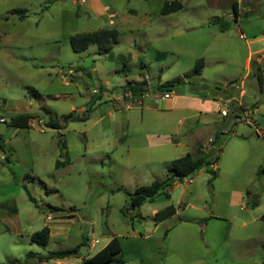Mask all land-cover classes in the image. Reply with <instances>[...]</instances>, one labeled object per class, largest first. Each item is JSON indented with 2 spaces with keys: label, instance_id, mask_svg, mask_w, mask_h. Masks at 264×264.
I'll list each match as a JSON object with an SVG mask.
<instances>
[{
  "label": "rangeland",
  "instance_id": "1",
  "mask_svg": "<svg viewBox=\"0 0 264 264\" xmlns=\"http://www.w3.org/2000/svg\"><path fill=\"white\" fill-rule=\"evenodd\" d=\"M171 1L0 0V264H83L113 237L122 264H261L264 65L257 71L252 56L246 75L245 58L255 50L248 43H263L264 0H239L253 20L238 23L229 17L232 0H177L179 11L160 15ZM20 9L23 20L12 14ZM208 18L229 22V31L217 33ZM102 29L118 33L107 53L71 50V36ZM177 79L183 83L159 87ZM141 81V104L124 101L123 91ZM241 82L248 113L239 117L221 116L218 101V113L193 118L166 111L160 98L180 91L237 99ZM25 113L34 116L28 128L9 125ZM204 120L209 129L195 131ZM208 138L221 148L213 178L205 167L167 197L129 208L128 194L166 178L164 163L181 157L175 143L194 154ZM45 226L43 248L30 237ZM75 247V256L37 260Z\"/></svg>",
  "mask_w": 264,
  "mask_h": 264
},
{
  "label": "trees",
  "instance_id": "2",
  "mask_svg": "<svg viewBox=\"0 0 264 264\" xmlns=\"http://www.w3.org/2000/svg\"><path fill=\"white\" fill-rule=\"evenodd\" d=\"M181 7V3L177 0H173L170 3H165L160 10V15L165 16L177 12L181 9ZM231 12L233 19L236 20L239 16L237 12V3L232 4ZM12 14H15L19 20H23L26 17V11L23 9L13 10ZM242 16L243 19H248L251 17L249 13H244ZM211 22L215 25H218L220 32H225L230 28L229 22H224L219 18H213ZM117 37L118 33L115 29H102L73 35L68 39V43L74 53H82L86 51L90 45H96L101 53H107L110 50L111 44L117 43ZM203 65V59L197 60L193 67V75H199ZM181 83H183V80L177 79L172 84H166L159 87L162 89H169V87L171 88L172 86L180 85ZM145 84V81L138 82L134 86L130 87L129 91H131L132 94H141L144 92ZM214 89L220 88L214 87ZM33 118L34 116L28 113L17 114L10 117L9 125L17 129L28 128L30 120ZM81 120L85 119L81 118ZM48 126L52 127L53 129H59L56 128V126H54L52 123H48ZM1 142L2 139L0 138V143ZM220 150L221 148L217 144L213 145V148H211L208 152H204L202 147L198 146L194 151V154H186L179 159L165 163L164 169L166 171V178L163 180H156L149 186L136 188L133 193L128 194L129 208L138 209L143 203L151 202L160 193H163L164 196L167 197V190L172 186V184L176 182H182L184 179H187L205 167V170L208 171L213 178L215 176L214 170L208 169L207 167L215 164L218 161ZM65 164L66 162H57L56 168ZM257 174L259 176H264V163L258 168ZM30 201H33V199L30 198ZM253 205H255L254 202ZM50 209L55 210L53 207H50ZM166 213L168 212L166 211ZM49 232L50 231L48 227H43L40 231H37L31 235V242L45 248L49 240ZM77 252L78 247L62 251L48 252L45 256L37 257V260H60L70 256H75ZM120 252L121 248L119 241L117 238L113 237L101 250H99L93 256L84 259L82 263L122 264L123 261L120 258H114ZM261 264H264V257L261 261Z\"/></svg>",
  "mask_w": 264,
  "mask_h": 264
},
{
  "label": "crops",
  "instance_id": "3",
  "mask_svg": "<svg viewBox=\"0 0 264 264\" xmlns=\"http://www.w3.org/2000/svg\"><path fill=\"white\" fill-rule=\"evenodd\" d=\"M233 3H237V12H238L239 16L236 20L233 19L232 15H230L229 17L235 23L240 22L241 16L244 13L251 14L250 10H249L250 9L249 6H246L245 9H241L239 6V0H236V1L232 0V4ZM171 14H173V13H171ZM165 16H167V15H165ZM244 20L245 21H251V20H253V16L251 15L250 18L244 19ZM211 21H212V19L208 18L207 22L210 24H213ZM229 29L226 30L225 32H220V30H217V33L224 34L227 31H229ZM240 34L244 35V33H242V32H240ZM212 36L215 37L214 34H212ZM262 42L263 43H262V46L260 48L257 47L256 41H251L250 43H248L249 45L253 44L255 47V50L252 52H248V55L245 58V68H246V72H247L246 75L248 74L250 64L253 63L252 62V56L256 57V59L254 61V65H255L257 71H260V72L262 71V67L264 65V58H263V56H264V33L262 34ZM212 62L213 63H219L220 60H218L216 58V59L212 60ZM242 84L243 83L241 82L237 99H235L234 97H229L226 100L221 101L220 98L216 100L215 97H208L206 95H199V96H197V95H185L183 92H180V91H179V93L175 94L174 99L171 97V94L169 95L168 98H163L162 96H160V98L165 100L164 101L165 105L163 108L166 111H179V112L189 111L192 114L191 116L193 118L194 117L195 118H200V117L208 118V117H206L207 115L211 116L215 113H218V111L220 110V103L223 104L224 106H226V108L224 107L225 110H223V113L220 114L221 116L227 117L228 113L234 114V112H235V115L237 117H239L238 115H240V113L243 115H246L248 113L246 110L243 109V102L241 101V99L245 96V91L242 88ZM216 90H218V92H221V89H216ZM123 92H128L129 95L126 96L123 94L122 97L126 98V99H124V101L130 102L131 104H134V103L141 104L142 98L146 96V93H145L146 91L142 92L141 94H138V93L132 94L131 91H129V90H124ZM151 97L153 99L157 98V97H153V96H151ZM120 98L117 99V102L120 101ZM218 101L220 102L219 104L217 103ZM248 104L250 105L251 109H254V111L252 112L253 114L259 111L260 108L256 106L257 105L256 102L253 101V102H249ZM120 108L122 109V107H120ZM185 120H186L185 118H182V120H178V124H181V122L182 121L184 122ZM244 122L247 124H251V122L247 119H244ZM204 129L205 130L209 129L208 120H204L203 122H201V125L199 127L195 128V131L199 130V132H200L201 130H204ZM190 134H192V133H190ZM208 143H210V145H206ZM154 145L163 146L164 144L149 143L150 147H152ZM174 145H175V148L173 150L174 151L173 154H179L180 153L181 157L185 156L186 154H190V152L188 151V149L186 148L184 143H175ZM196 145H197V147L201 146L203 150L206 149L205 146H207L208 148L212 146L211 148H213V145H215V139L214 138H208L207 142L205 144L204 143L202 144V141H201V142H198ZM164 165H165V163H164ZM216 170H217V166L215 164L214 165V171H216ZM236 198L238 199L236 204H238L241 200V194H238L236 196ZM232 203L234 204V200Z\"/></svg>",
  "mask_w": 264,
  "mask_h": 264
},
{
  "label": "built area",
  "instance_id": "4",
  "mask_svg": "<svg viewBox=\"0 0 264 264\" xmlns=\"http://www.w3.org/2000/svg\"><path fill=\"white\" fill-rule=\"evenodd\" d=\"M162 97H163V98H168V97H169V94H164ZM224 107L226 108V106H224ZM214 165H215V164L210 165V168H211L212 170H214Z\"/></svg>",
  "mask_w": 264,
  "mask_h": 264
},
{
  "label": "water",
  "instance_id": "5",
  "mask_svg": "<svg viewBox=\"0 0 264 264\" xmlns=\"http://www.w3.org/2000/svg\"><path fill=\"white\" fill-rule=\"evenodd\" d=\"M252 199H253V201H255V200H256V199H255V197H253Z\"/></svg>",
  "mask_w": 264,
  "mask_h": 264
}]
</instances>
